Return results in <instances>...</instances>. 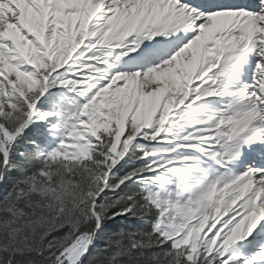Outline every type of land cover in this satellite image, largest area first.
I'll use <instances>...</instances> for the list:
<instances>
[{
	"label": "snow or ice",
	"instance_id": "snow-or-ice-1",
	"mask_svg": "<svg viewBox=\"0 0 264 264\" xmlns=\"http://www.w3.org/2000/svg\"><path fill=\"white\" fill-rule=\"evenodd\" d=\"M117 217L150 227L100 246ZM32 254L264 264V0H0V264Z\"/></svg>",
	"mask_w": 264,
	"mask_h": 264
},
{
	"label": "trees",
	"instance_id": "trees-1",
	"mask_svg": "<svg viewBox=\"0 0 264 264\" xmlns=\"http://www.w3.org/2000/svg\"><path fill=\"white\" fill-rule=\"evenodd\" d=\"M133 162L138 163L135 160ZM148 227H150V225L144 221H133L127 218L117 217L115 221L109 220L105 222L104 233L103 234L98 233V236L101 237V239L98 240V244L102 246L103 239H106L107 235L112 232H117V231H120L121 229H124L125 231H131V230H135L136 228H148ZM41 259L43 258L35 257V255L32 254V256L20 258L19 264H27L28 260L38 261Z\"/></svg>",
	"mask_w": 264,
	"mask_h": 264
}]
</instances>
